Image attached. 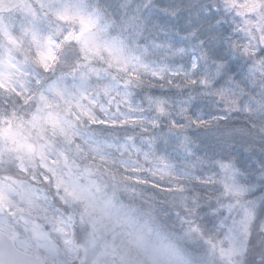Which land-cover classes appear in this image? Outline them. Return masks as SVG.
Returning a JSON list of instances; mask_svg holds the SVG:
<instances>
[{"label": "clouds", "instance_id": "obj_1", "mask_svg": "<svg viewBox=\"0 0 264 264\" xmlns=\"http://www.w3.org/2000/svg\"><path fill=\"white\" fill-rule=\"evenodd\" d=\"M26 3L0 0V264H264V0Z\"/></svg>", "mask_w": 264, "mask_h": 264}, {"label": "snow or ice", "instance_id": "obj_2", "mask_svg": "<svg viewBox=\"0 0 264 264\" xmlns=\"http://www.w3.org/2000/svg\"><path fill=\"white\" fill-rule=\"evenodd\" d=\"M18 6L25 13L31 12V8L27 6L26 0H19ZM58 14H60L62 16V18H64V19H76L75 16H69L67 14V12H65V13H58ZM81 22L84 24L85 28H87L88 22L85 21L83 18H81ZM0 31H4L5 32V35H7V38L9 40H11L13 43H16L15 37H13L10 34H8L3 25H0Z\"/></svg>", "mask_w": 264, "mask_h": 264}]
</instances>
